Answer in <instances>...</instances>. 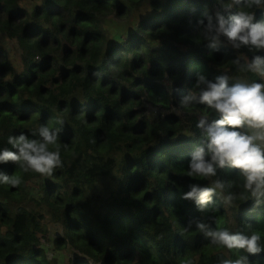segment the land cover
Returning <instances> with one entry per match:
<instances>
[{
  "label": "trees",
  "instance_id": "obj_1",
  "mask_svg": "<svg viewBox=\"0 0 264 264\" xmlns=\"http://www.w3.org/2000/svg\"><path fill=\"white\" fill-rule=\"evenodd\" d=\"M216 6L217 0H0V148L14 151L9 136L39 139L37 130L47 126L59 130L62 160L50 177L0 165L21 178L18 187L0 183V264H59L39 235L51 222L62 227L52 242L67 264H217L220 255L264 264V252L228 250L195 228L202 221L257 232L264 247V205L253 206L237 170L187 175L201 139L199 116L215 118L204 105H180L195 91L196 73L264 82L232 63L264 51L236 53L226 41L212 50L199 39L197 19ZM236 10L264 20L261 9ZM217 178L224 194L246 199L238 195L227 206L217 195L203 212L181 199L190 184L210 186Z\"/></svg>",
  "mask_w": 264,
  "mask_h": 264
},
{
  "label": "clouds",
  "instance_id": "obj_2",
  "mask_svg": "<svg viewBox=\"0 0 264 264\" xmlns=\"http://www.w3.org/2000/svg\"><path fill=\"white\" fill-rule=\"evenodd\" d=\"M241 5L243 9L264 11V0H232L230 5L217 0L212 14L205 11L202 18L197 19L199 39L206 41L212 50H219L222 42L226 41L236 53L245 48L256 50V53L264 51V20H257L254 11L236 10ZM232 63L240 72H251L264 78L262 55L253 54L250 58L237 55ZM192 89L195 91L180 98V105L184 108L204 105L215 114V118L207 112L199 116L196 127L200 130L201 139L190 153L187 175L207 179L216 177L218 169L237 170L244 178L243 188L250 194L253 206L264 205V82L233 80L227 71L219 72L209 80L197 72ZM58 123L63 124V121ZM37 131L39 139L29 138L23 132L9 136L7 143L15 150L0 148V165L17 164L25 172L31 170L46 177H50L54 169L62 167L57 145L59 130L41 126ZM52 145L56 146L54 150H50ZM0 183L18 187L21 178L0 171ZM233 186L227 185L229 188ZM225 188V182L219 178L210 186L192 183L189 190L182 193L181 199L192 201L200 212L212 205L217 195L227 206H231L238 195L246 199L242 194H224ZM193 223L189 220L186 229H191ZM195 228L213 244L228 250L243 249L249 255L264 252L257 232H230L202 221H195ZM188 264L192 262L188 261ZM217 264H250V261L247 255H238L235 259L220 255Z\"/></svg>",
  "mask_w": 264,
  "mask_h": 264
},
{
  "label": "rangeland",
  "instance_id": "obj_3",
  "mask_svg": "<svg viewBox=\"0 0 264 264\" xmlns=\"http://www.w3.org/2000/svg\"><path fill=\"white\" fill-rule=\"evenodd\" d=\"M24 4L27 6H30L31 3L29 1H24ZM114 26V22H110L106 30H112ZM3 41H5L6 46H12L14 44V41L12 40H6L4 37L1 38ZM11 57L14 58V62H16V59H19V53H15V55H11ZM247 80V79H246ZM249 81V80H248ZM250 82V81H249ZM151 112H157L158 110L155 107H151ZM34 183H37V180L34 181ZM63 231L62 227L57 226L53 222L48 224V231L46 236H42L41 233L39 235L42 237V241L44 243V247L47 248L48 252L47 254L51 257L54 256L58 259L59 264H67V256L66 252H62L60 249L56 248L55 245L52 242V239L55 238L56 236H59L60 232ZM48 237V240L46 239Z\"/></svg>",
  "mask_w": 264,
  "mask_h": 264
}]
</instances>
